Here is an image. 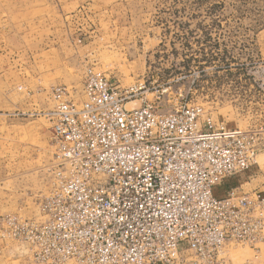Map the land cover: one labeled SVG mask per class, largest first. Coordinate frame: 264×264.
<instances>
[{"label": "rangeland", "instance_id": "374dc122", "mask_svg": "<svg viewBox=\"0 0 264 264\" xmlns=\"http://www.w3.org/2000/svg\"><path fill=\"white\" fill-rule=\"evenodd\" d=\"M88 69L131 91L127 108L197 105L255 135V163L230 180L264 198V0H0V264H39L31 225L60 171L51 91H79ZM225 250L264 264V239Z\"/></svg>", "mask_w": 264, "mask_h": 264}, {"label": "built area", "instance_id": "2783aa9c", "mask_svg": "<svg viewBox=\"0 0 264 264\" xmlns=\"http://www.w3.org/2000/svg\"><path fill=\"white\" fill-rule=\"evenodd\" d=\"M51 96L60 171L31 225L39 264H226L228 246L264 239V198L215 194L255 163V135L197 105L127 108L131 91L93 69Z\"/></svg>", "mask_w": 264, "mask_h": 264}, {"label": "crops", "instance_id": "0c3cea01", "mask_svg": "<svg viewBox=\"0 0 264 264\" xmlns=\"http://www.w3.org/2000/svg\"><path fill=\"white\" fill-rule=\"evenodd\" d=\"M230 179L232 180V178H230ZM230 179L226 180L223 183V185H221V187H220V185L216 187V189H215L216 196H218V197H224L229 192H234L235 193V191H236V190H234V187L235 186L234 185L232 186V183H231V180ZM236 194H239L240 195V193H236Z\"/></svg>", "mask_w": 264, "mask_h": 264}]
</instances>
